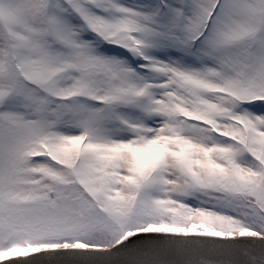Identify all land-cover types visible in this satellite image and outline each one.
Segmentation results:
<instances>
[{
    "label": "snow or ice",
    "instance_id": "1",
    "mask_svg": "<svg viewBox=\"0 0 264 264\" xmlns=\"http://www.w3.org/2000/svg\"><path fill=\"white\" fill-rule=\"evenodd\" d=\"M0 264H264V0H0Z\"/></svg>",
    "mask_w": 264,
    "mask_h": 264
}]
</instances>
